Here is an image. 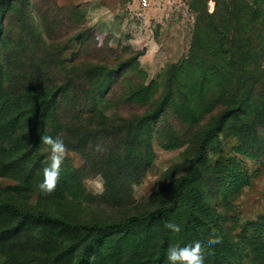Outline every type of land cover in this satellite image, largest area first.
I'll return each mask as SVG.
<instances>
[{
  "label": "rangeland",
  "instance_id": "1",
  "mask_svg": "<svg viewBox=\"0 0 264 264\" xmlns=\"http://www.w3.org/2000/svg\"><path fill=\"white\" fill-rule=\"evenodd\" d=\"M198 1L151 0L143 6L140 0H16L18 8L3 18L0 82L5 88L17 91L53 83L71 84L48 120L46 136L63 138L67 157L61 169L68 166L81 188L83 195L78 201L86 212L116 213L121 217L133 214L155 189L188 171L184 152L198 126L184 124L170 113L154 124L155 155L147 170H143L145 151L139 142L134 143L136 169L123 170L110 158L112 153L125 158L132 144L117 120L142 111L125 99L124 79H137L128 70L114 77L98 106L111 119L105 122L92 111L85 67L98 63L119 66L142 52L138 62L147 73L146 83L159 79L164 68L180 65L190 56ZM222 2L209 0V10ZM11 120L4 116L0 122L8 124ZM17 133L4 132L0 136V193L20 207L35 210L32 207L41 205L43 198L60 194L61 177L53 191L40 189L44 168L50 162V148L42 143L32 156L39 163L41 176H35L30 185L15 180L7 167L8 158L28 148L25 134ZM260 134L264 140V129ZM172 140L179 146L166 148ZM239 143L221 133L222 151H208L203 189L221 214L222 226L235 245V257L220 261L205 255V264H254L252 243L264 240V153L249 158L237 151ZM230 164L247 178L242 185L232 184L237 171L227 169L232 168ZM50 235L23 229L9 242L15 250L13 255L0 249V264H38V250L51 240ZM260 261L264 264V257Z\"/></svg>",
  "mask_w": 264,
  "mask_h": 264
},
{
  "label": "trees",
  "instance_id": "2",
  "mask_svg": "<svg viewBox=\"0 0 264 264\" xmlns=\"http://www.w3.org/2000/svg\"><path fill=\"white\" fill-rule=\"evenodd\" d=\"M208 1L197 2L190 56L180 65L164 68L159 79L146 83L147 73L138 62L142 52L119 66L98 63L85 67L92 111L105 122L111 119L98 106L114 77L128 70L137 79H124L125 99L142 111L117 120L132 144L125 158L116 153L110 158L123 170L136 169L134 143L139 142L145 151L143 170H147L155 155L154 124L170 113L184 124L198 126L184 152L188 171L155 189L135 213L125 217L86 212L78 201L81 188L68 166L61 169L60 194L43 198L41 205L32 207L35 210L20 207L0 193V249L13 255L9 242L23 229L32 228L52 235L38 250V264H165L170 244L206 238L215 230L221 243L206 245L205 255L220 261L235 257V245L222 226L221 214L204 192L202 173L208 166L209 149L222 151L221 133L236 138L240 142L237 151L249 158L264 153L260 134L264 129V0H223L213 11ZM18 4L0 0V34L3 18ZM2 68L0 60V79ZM70 87V82L53 83L16 91L0 82V120L12 118L8 124L0 122V136L18 132L27 139L28 148L7 161L9 173L20 184L30 185L35 176H41L32 156L43 143L61 94ZM178 146L172 140L165 147ZM231 167L227 169L237 171L232 184L242 185L247 178L236 165ZM168 222L179 224L181 231L166 228ZM252 245L254 264H259L264 257L263 238Z\"/></svg>",
  "mask_w": 264,
  "mask_h": 264
},
{
  "label": "clouds",
  "instance_id": "3",
  "mask_svg": "<svg viewBox=\"0 0 264 264\" xmlns=\"http://www.w3.org/2000/svg\"><path fill=\"white\" fill-rule=\"evenodd\" d=\"M42 142L50 148V162L44 168V180L39 187L44 192H51L61 174V165L67 157V147L60 135L42 136ZM165 226L175 233L181 231V226L176 223L168 222ZM221 239V236L213 230L206 238L197 237L183 243L170 244L165 253V264H205L206 245H217L221 243Z\"/></svg>",
  "mask_w": 264,
  "mask_h": 264
},
{
  "label": "built area",
  "instance_id": "4",
  "mask_svg": "<svg viewBox=\"0 0 264 264\" xmlns=\"http://www.w3.org/2000/svg\"><path fill=\"white\" fill-rule=\"evenodd\" d=\"M151 0H140L141 5L143 6H147L148 4H150Z\"/></svg>",
  "mask_w": 264,
  "mask_h": 264
}]
</instances>
